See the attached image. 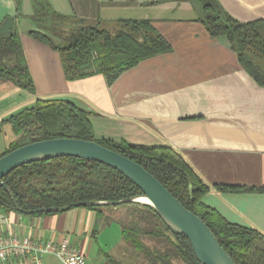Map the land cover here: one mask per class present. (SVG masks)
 I'll list each match as a JSON object with an SVG mask.
<instances>
[{"label": "crops", "instance_id": "obj_1", "mask_svg": "<svg viewBox=\"0 0 264 264\" xmlns=\"http://www.w3.org/2000/svg\"><path fill=\"white\" fill-rule=\"evenodd\" d=\"M24 1L0 0V26L15 19L34 91L0 82V122L38 99L68 100L91 115L99 141L177 150L211 187L205 205L232 224L264 234V193L216 189L264 188V87L244 70L225 39L207 33L188 0H64V9L55 10L61 16L107 31H117L122 20H149L170 44L169 53L141 61L111 85L101 75L68 81L60 53L30 36L40 26L33 24L30 1ZM219 1L241 22L264 19V0ZM119 210H106L99 218L85 208L37 217L0 209V236L68 239L86 264H132L115 217ZM5 264L32 262L16 258ZM44 264L60 262L50 255Z\"/></svg>", "mask_w": 264, "mask_h": 264}, {"label": "trees", "instance_id": "obj_2", "mask_svg": "<svg viewBox=\"0 0 264 264\" xmlns=\"http://www.w3.org/2000/svg\"><path fill=\"white\" fill-rule=\"evenodd\" d=\"M188 1L207 33L212 38L225 39L244 70L264 87V19L244 23L232 17L219 0ZM54 14V17H63ZM67 19L74 23L69 38H60L58 31L46 25H39L44 32L36 30L29 34L60 53L65 77L70 82L101 75L111 85L141 61L172 50L149 20H122L120 28L111 33L97 25H89L85 20ZM6 81L24 91H34L16 27L9 35L0 37V82ZM90 116L68 100L38 99L34 106L0 122V133L2 126L9 124L15 137L0 158L23 146L46 140L70 138L96 142L139 164L160 181L185 208L204 221L235 264H264V234L232 224L205 205L203 197L211 187L177 150L170 146L99 141L94 135ZM3 181L0 209L30 217L52 215L34 213L41 208H63L92 201L115 202L141 194L140 189L119 171L73 157L24 165ZM7 189L21 212L16 211ZM216 189L264 193V188L219 186ZM123 206L126 215L118 219L122 236L143 259L135 264H200L188 239L173 235L153 207L139 203ZM85 209L96 212L101 218L113 207Z\"/></svg>", "mask_w": 264, "mask_h": 264}, {"label": "water", "instance_id": "obj_3", "mask_svg": "<svg viewBox=\"0 0 264 264\" xmlns=\"http://www.w3.org/2000/svg\"><path fill=\"white\" fill-rule=\"evenodd\" d=\"M14 25L15 19L7 18L0 26V37L9 35ZM62 157L79 158L109 166L133 182L140 189L141 194L115 202L92 201L63 208H41L35 211V214L63 213L81 207L120 208L122 205L135 203L148 205L154 208L173 235L188 239L200 264H235L204 221L187 207L185 208L160 181L139 164L96 142L60 138L36 142L16 149L0 158V187L5 186L3 179L17 168ZM7 190L13 198L16 211L21 212L14 196L9 189ZM143 200H147V203Z\"/></svg>", "mask_w": 264, "mask_h": 264}, {"label": "built area", "instance_id": "obj_4", "mask_svg": "<svg viewBox=\"0 0 264 264\" xmlns=\"http://www.w3.org/2000/svg\"><path fill=\"white\" fill-rule=\"evenodd\" d=\"M55 256L60 264H86L85 257L72 248L68 239L61 242L41 241L21 234L0 236V263L11 259H29L32 264H44L45 256Z\"/></svg>", "mask_w": 264, "mask_h": 264}, {"label": "rangeland", "instance_id": "obj_5", "mask_svg": "<svg viewBox=\"0 0 264 264\" xmlns=\"http://www.w3.org/2000/svg\"><path fill=\"white\" fill-rule=\"evenodd\" d=\"M31 7L35 10V14L32 17L33 24L37 25H46L51 30L58 31L61 34L60 38H69L73 32L74 23L70 19H67V16L62 18H57L55 16V10L64 9L65 1L64 0H29ZM21 3H25L24 0H20ZM23 15L26 14L25 11L22 12ZM26 18V16H25ZM29 22V20L27 21ZM41 28V27H40ZM41 32L42 29H40ZM111 33H115L116 30H109ZM56 38V36H55ZM54 38V39H55ZM56 42H59V39L56 38ZM15 139L11 127L9 124L2 126V131L0 133V155L5 152L9 144ZM124 206H120V210L115 213V217L118 219L124 218L126 215V209ZM128 250L130 254V261L132 264L141 263L142 258L138 257L133 249L128 245Z\"/></svg>", "mask_w": 264, "mask_h": 264}, {"label": "bare ground", "instance_id": "obj_6", "mask_svg": "<svg viewBox=\"0 0 264 264\" xmlns=\"http://www.w3.org/2000/svg\"><path fill=\"white\" fill-rule=\"evenodd\" d=\"M143 202H146L147 203V200H143Z\"/></svg>", "mask_w": 264, "mask_h": 264}]
</instances>
